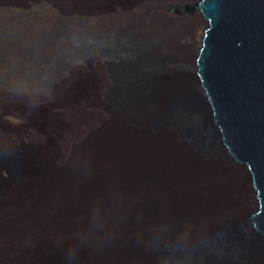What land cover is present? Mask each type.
Masks as SVG:
<instances>
[{
	"label": "bare ground",
	"instance_id": "1",
	"mask_svg": "<svg viewBox=\"0 0 264 264\" xmlns=\"http://www.w3.org/2000/svg\"><path fill=\"white\" fill-rule=\"evenodd\" d=\"M101 1L104 23L81 37L56 15L23 22L0 15L2 101L17 104L19 93H48L90 51L102 65L77 68L59 84V102L79 105L94 87L77 78L101 68L105 94L118 100L104 105L107 117L98 120L99 128L60 151L58 162L48 148L51 136L90 113L33 107L31 118L48 133L42 143L47 168L36 175V165L23 157V177L0 200V264H164L150 244L154 235L179 245L165 247V264H264L256 251L230 261L226 236L259 202L253 211L251 171L232 168L225 149L210 146L196 63L190 69V62H180L176 69L155 62V54L176 53L181 26L191 29L201 17L198 10L186 12L200 17L167 14L169 5L193 0ZM52 5L88 8L84 0ZM138 106H148L141 116Z\"/></svg>",
	"mask_w": 264,
	"mask_h": 264
},
{
	"label": "water",
	"instance_id": "2",
	"mask_svg": "<svg viewBox=\"0 0 264 264\" xmlns=\"http://www.w3.org/2000/svg\"><path fill=\"white\" fill-rule=\"evenodd\" d=\"M194 51L210 146L251 171L259 208L226 236L230 261L264 257V0H201Z\"/></svg>",
	"mask_w": 264,
	"mask_h": 264
},
{
	"label": "rangeland",
	"instance_id": "3",
	"mask_svg": "<svg viewBox=\"0 0 264 264\" xmlns=\"http://www.w3.org/2000/svg\"><path fill=\"white\" fill-rule=\"evenodd\" d=\"M199 1L200 0H193L185 4L171 3L168 7L167 14H196L200 17L197 12H186V7L192 9ZM52 2H55V0H0V15L16 17L19 21L32 16L56 15L61 18L63 24L65 23L66 26L73 27L80 37L84 36L88 29L101 27L104 23L105 16L101 8L103 2L101 0H84L88 8H81L79 11H68L61 8L58 10L57 7L55 8L54 5H52ZM205 29L206 26L202 23L201 17L191 29L186 25H182L176 47L177 52L170 55L165 54L164 56L155 54V62H161V64L163 62H172L176 69L180 68V62H190V69H193L195 62L193 49L199 47ZM73 62L78 63H76L75 66L73 65L65 76L58 78L48 93H43L41 95L37 93H19L13 98L15 102H18L17 104H14L12 99H8L6 102L2 101V97H5L6 94H0V200L9 194L12 184L23 177V157H25L26 160L30 158L28 161L36 165L33 171L36 175L41 174L47 168L44 156L45 151L42 143L47 142L46 136L48 133L47 129L43 127V124L39 123L37 118H31L34 114L32 110L33 107L38 108L42 106L43 109L55 111L56 113H62L68 110L71 111V109L73 110L76 107H81L90 113L70 123V125L59 134L51 136L48 148L52 158L58 162L57 154L60 151L64 152L67 148L70 149L75 143V140L80 137L86 139L93 131L99 128L97 124L98 120H103L107 117L104 105L108 103L109 106H115L117 104L118 100L116 94H105L107 84L105 80L108 81V78L103 68L99 69V73L96 71L95 75L77 78L79 80L88 81L94 87L93 90L85 92L86 96L80 99L79 105L77 102H73V104L70 105L65 104V101L59 102L61 95L58 91V86L62 81H66L72 77L77 68L81 72H88L93 62L102 65L103 61L98 53L90 51L84 58ZM154 83L155 86H158L156 81ZM148 99L150 102H154L155 92L151 97H148ZM138 107L140 113H137V115L139 116L143 115L148 108V106ZM163 116L153 117L151 119L152 124L155 123L156 120L158 123L162 121L161 117ZM183 134L187 138L189 137L188 135H190L188 131H184ZM195 143L203 149L199 143ZM204 150L209 151V149L207 150L205 148ZM4 178L7 181L6 185H4ZM255 197L256 193L253 188V211L258 206V201L255 200ZM232 226L233 225H231V227ZM164 238V235H154L150 238V244L161 251L165 264V247L179 245L164 244ZM6 253L9 257L12 254L9 249V243L7 244Z\"/></svg>",
	"mask_w": 264,
	"mask_h": 264
}]
</instances>
